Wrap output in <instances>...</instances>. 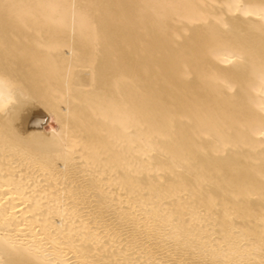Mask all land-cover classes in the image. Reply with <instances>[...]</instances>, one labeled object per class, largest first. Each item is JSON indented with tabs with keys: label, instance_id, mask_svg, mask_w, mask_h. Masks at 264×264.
<instances>
[{
	"label": "bare ground",
	"instance_id": "obj_1",
	"mask_svg": "<svg viewBox=\"0 0 264 264\" xmlns=\"http://www.w3.org/2000/svg\"><path fill=\"white\" fill-rule=\"evenodd\" d=\"M0 264H264V0H0Z\"/></svg>",
	"mask_w": 264,
	"mask_h": 264
}]
</instances>
